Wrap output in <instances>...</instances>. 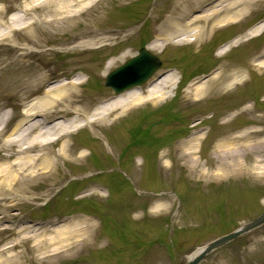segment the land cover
<instances>
[{
  "label": "rangeland",
  "instance_id": "obj_1",
  "mask_svg": "<svg viewBox=\"0 0 264 264\" xmlns=\"http://www.w3.org/2000/svg\"><path fill=\"white\" fill-rule=\"evenodd\" d=\"M32 1L0 0V112L10 116L5 134L24 105L45 89L31 92L32 71L22 77L21 66H38L51 78L46 83L82 81L77 91L94 108L115 96L103 85L106 74L155 41L163 22L184 3L93 0L50 24L45 20L55 16L53 10L63 0ZM217 1L203 0L190 13L198 15ZM221 17L210 19L196 42L172 39L149 50L161 65L139 87L144 91L158 77L173 75L176 82L165 99L140 103L114 121L73 132L68 142L75 153L60 159L53 175L60 180L31 186L50 190L48 195L0 200V227H10L0 232V247L17 238L14 230L21 226L39 233L46 223L61 220L94 224L86 241L53 256L40 257L31 241L15 245L8 253L18 254L15 264H186L197 248L264 211V132L250 140L256 146L238 150L239 168L217 174L221 163L213 156L224 135L264 131V67L258 65L264 60V31L243 36L264 19V0L242 18L214 26ZM237 36L242 37L217 54L219 46ZM88 40L92 46L72 48ZM219 68L224 70L214 80ZM237 69L243 79L225 88L224 76ZM19 77L26 79L23 85ZM205 81L202 95L191 97L189 90ZM200 133L195 144L199 165L190 169L176 147ZM48 233L44 236L53 234ZM199 264H264V224L213 250Z\"/></svg>",
  "mask_w": 264,
  "mask_h": 264
},
{
  "label": "bare ground",
  "instance_id": "obj_2",
  "mask_svg": "<svg viewBox=\"0 0 264 264\" xmlns=\"http://www.w3.org/2000/svg\"><path fill=\"white\" fill-rule=\"evenodd\" d=\"M44 1L53 0H34L29 4H42ZM92 1L63 0L58 2L53 10L55 16L52 14L51 18L45 20V23L52 24L64 17L75 15ZM201 1L203 0L191 2L184 0L182 6L174 9L176 13L163 22V26L156 34L155 41L148 44L146 48L148 50L159 49L162 44L168 43L172 39L177 42H196L207 32L210 19L222 14L214 26H226V23L242 18L241 16L247 15L253 5L262 2V0H218L216 4L198 15L190 13L191 9ZM41 19L36 18L33 21L38 22ZM203 21L205 23L202 25ZM262 31H264V19L243 36H255ZM241 37L237 36L219 46L217 54L223 55ZM92 45L90 40L81 41L74 44L72 48H85ZM258 65L264 67V60L260 61ZM224 68L216 70L211 78L217 79ZM18 71L22 77L31 73L33 79L30 83L35 86L31 92L43 87L45 89L42 95L24 105L17 123L8 134H5V127L10 116L6 112H0V200L15 202L22 199L33 200L49 194L50 190L35 191L31 186L38 185L44 179H53V175L59 167V160L66 159L75 153V149L71 148L68 142L73 132L87 125L101 126L108 121H114L140 103L162 101L167 97V89L173 87L176 82L173 75L160 76L149 83L144 91L140 87H135L105 100L93 108L80 97L77 91V88L82 84L80 80H71L63 85H59L58 82L54 83L55 80L46 83L51 78L40 72L38 66L32 69L29 64L21 66ZM22 77L18 78L20 84L26 81ZM242 79L243 73L237 69L224 76V86L225 88L231 87ZM205 83L206 81L197 84L189 90L191 97L197 98L202 95ZM263 132L261 129H246L221 137L214 145L213 150V156L221 163L220 168L216 171L217 174H219V170L227 171L239 168L241 164L238 150L252 147L253 144L256 146L258 142L255 141L252 144L250 140L253 136ZM201 138V133L192 134L176 147L183 164L190 169L199 165L195 144ZM53 144H58L56 150H52ZM2 151L3 153H1ZM83 156L84 152H77V157L82 158ZM229 159L231 163L228 162ZM59 180L60 178L53 179L52 183L55 184ZM88 192V194H94L96 191L88 190ZM15 202L8 206L14 205ZM8 228L10 227L1 226L0 232H4ZM93 229L94 224L88 219L46 223L41 227L39 233H36L39 229L17 227L14 230L17 238L0 247V264H15L14 258L18 254L8 255V253H11V249L23 241H31L32 246L40 251V257L53 256L86 241L93 233ZM48 232L53 234L45 237L44 235ZM202 248H197L189 255L188 259H192ZM6 254L8 256H5Z\"/></svg>",
  "mask_w": 264,
  "mask_h": 264
},
{
  "label": "water",
  "instance_id": "obj_3",
  "mask_svg": "<svg viewBox=\"0 0 264 264\" xmlns=\"http://www.w3.org/2000/svg\"><path fill=\"white\" fill-rule=\"evenodd\" d=\"M161 60L147 48L141 47L138 52L117 66L105 76L104 87L115 95L145 83L160 67ZM264 224V211L240 228L216 238L203 246L201 251L186 264H199L210 252L233 241Z\"/></svg>",
  "mask_w": 264,
  "mask_h": 264
}]
</instances>
